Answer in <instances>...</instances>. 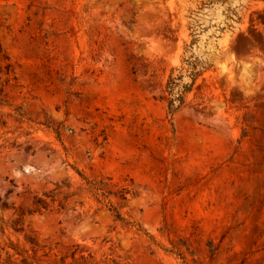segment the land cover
<instances>
[{"label": "rangeland", "instance_id": "1", "mask_svg": "<svg viewBox=\"0 0 264 264\" xmlns=\"http://www.w3.org/2000/svg\"><path fill=\"white\" fill-rule=\"evenodd\" d=\"M89 254L264 264V0H0V264Z\"/></svg>", "mask_w": 264, "mask_h": 264}, {"label": "trees", "instance_id": "2", "mask_svg": "<svg viewBox=\"0 0 264 264\" xmlns=\"http://www.w3.org/2000/svg\"><path fill=\"white\" fill-rule=\"evenodd\" d=\"M185 61L188 64L187 73H188V77L191 79V83H183V79H184L183 70L181 71V74L178 77H173V72H172L167 83V92L170 96L168 99V109L171 114L177 112L186 103V94L190 93L193 90L198 78L201 77L204 72L203 70L204 66L202 65V62L199 61L198 59L195 60L188 59ZM89 185L92 191L98 197H100L104 201H108L107 203H108L109 211H111L118 220L124 221V218L122 217L121 213L110 201L109 192H107L104 188H101L97 183L89 182ZM123 196L124 195H122V197ZM44 197L46 199L48 198L47 195H44ZM45 198L36 199V203L40 205L42 208H46L47 205ZM71 257L73 260H75L76 253H73ZM80 259L83 260L86 264L106 263L102 261L96 262L95 258L91 254H89L88 256L81 255ZM62 261L66 262V256L62 258ZM109 264H119V263L116 262V260H111Z\"/></svg>", "mask_w": 264, "mask_h": 264}]
</instances>
